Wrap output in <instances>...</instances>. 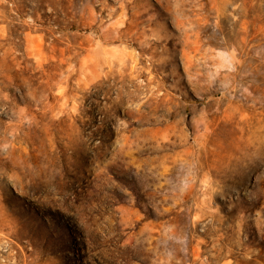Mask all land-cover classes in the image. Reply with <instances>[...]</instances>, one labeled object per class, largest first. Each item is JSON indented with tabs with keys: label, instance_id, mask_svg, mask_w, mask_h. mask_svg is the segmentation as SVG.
<instances>
[{
	"label": "rangeland",
	"instance_id": "rangeland-1",
	"mask_svg": "<svg viewBox=\"0 0 264 264\" xmlns=\"http://www.w3.org/2000/svg\"><path fill=\"white\" fill-rule=\"evenodd\" d=\"M0 264H264V0H0Z\"/></svg>",
	"mask_w": 264,
	"mask_h": 264
}]
</instances>
